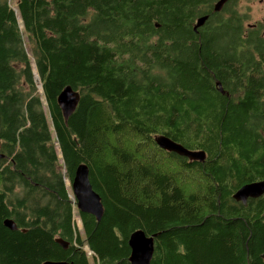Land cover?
<instances>
[{"label": "trees", "instance_id": "obj_1", "mask_svg": "<svg viewBox=\"0 0 264 264\" xmlns=\"http://www.w3.org/2000/svg\"><path fill=\"white\" fill-rule=\"evenodd\" d=\"M210 2L0 0V138L14 164L48 182L56 206H67L61 229L71 247L77 228L64 179L72 182L78 165L88 166L104 216L98 223L78 212L85 236L76 242L101 264H127L136 230L160 234L152 264H211L218 247L209 228L180 238L177 225L212 212V198L231 204L238 188L264 180V36L236 20L195 34L188 19ZM198 38L209 41L193 43ZM68 85L81 98L66 124L57 98ZM156 135L204 151V162L189 166L158 148ZM5 215L0 202V246L12 263L59 259L41 227L10 234ZM60 222L54 236L66 239ZM233 228L225 236L235 254L230 264H262L264 227ZM74 250L62 259L86 264Z\"/></svg>", "mask_w": 264, "mask_h": 264}, {"label": "flooded vegetation", "instance_id": "obj_2", "mask_svg": "<svg viewBox=\"0 0 264 264\" xmlns=\"http://www.w3.org/2000/svg\"><path fill=\"white\" fill-rule=\"evenodd\" d=\"M219 1L220 0H211L209 5H204L202 3L197 5L195 14L193 17L188 19V24L195 34H203L207 29L213 32L214 28L223 26L228 20H236L241 23L244 29L264 36V0H227L219 10L215 11L216 4ZM201 17H208V19L203 26L194 31L197 21ZM205 40L206 42L209 41V39L206 38H198L197 40H193V43L196 42L199 44V42H204ZM218 83V81H213V88L216 89L220 94L225 95L226 91L222 86L223 92H221ZM224 86L226 90L230 89L225 84ZM155 145L160 148L156 142ZM5 146L7 147L4 140L0 138V202H2V205L6 209V215L1 219L2 227L10 234L17 235H26L30 231L38 230L39 227H41V229L38 231L50 235L52 241L56 243L59 248V251L56 253L59 259L56 261L54 259H46L41 261V264H47L51 262L75 264L73 261L68 259H62L66 256V253L68 255L72 254L74 248V254L76 257H80V255H82L87 262L86 264H101L100 257H97L88 244L79 245L76 242L77 236H79L82 241L84 240L83 236H85V232L81 222V228L79 229L75 223V217H78L77 214L79 210L77 209L76 199L72 191V182H69L68 186L65 183V186L67 188L66 192L68 201H71L74 206L72 215L73 222L77 228V233L74 236V239H72L75 242L73 247L70 246L71 241L69 232L61 229V225L69 218V215L66 212L67 206H64L63 208L56 206L54 203L55 192L54 189H52L53 187L50 186L48 182H38L31 180L30 176H28L26 173H23L22 170H20L21 168L14 164L13 152L8 148L6 149ZM189 150L197 151L195 149ZM184 159L186 160L185 163L189 166L196 165L199 162L190 161L187 158ZM255 182H264V180ZM28 193H31L32 196H29ZM180 200L181 202L186 201L189 203L196 201L194 198L191 199L184 197ZM210 204L211 209L213 210L212 212H210L208 215H205L204 217L191 216L190 222L183 221L180 225H177L176 230L179 232V237L182 238V234L184 232H192V229H199L207 226L210 230L213 239L212 242L215 245L214 247H218L216 248V251L214 248H212L211 255L208 256L209 262L211 264H230L231 260H235V254L233 252V247L228 242H226L225 236L229 235L227 230L234 226V231L239 230L242 232L245 229V226L248 227L254 224L256 229L264 227V207L261 214H258L257 212H251L248 215L246 214L247 210L252 211L253 209L255 210L256 207L258 208L259 212L260 207L264 204V193L257 197H249L246 202L232 199L231 204L226 199L212 198L210 200ZM196 209L197 207H194V210ZM226 209H229V211H226ZM236 210H238V212H236ZM89 216L92 217L91 215ZM92 218L94 219V217ZM58 219H61L59 224V232L65 233L66 239H62L59 236H54L55 223ZM7 222L12 224L13 229L10 226H7ZM1 231L3 232V230ZM137 231L142 230H136L133 233ZM133 233H131L130 236ZM155 235L157 236L155 237ZM130 236L127 240V248L129 251L126 257L127 264H132L130 261L132 252L128 244ZM150 237L153 238V249L155 253L157 247L156 240L159 239L160 234H152L150 236L146 235V238ZM59 241L68 243L66 249H64L62 245L58 243ZM0 242L5 243L1 238ZM182 247L183 246H179L178 250V252L181 254H183ZM154 253L151 264L154 258ZM262 255H264V253L259 255V259L260 262L264 264ZM9 259V256L4 253L3 248L0 246V264H14Z\"/></svg>", "mask_w": 264, "mask_h": 264}, {"label": "water", "instance_id": "obj_3", "mask_svg": "<svg viewBox=\"0 0 264 264\" xmlns=\"http://www.w3.org/2000/svg\"><path fill=\"white\" fill-rule=\"evenodd\" d=\"M226 1L227 0H220L216 4L215 11L219 10ZM207 19L208 17L199 18L194 31L203 26ZM36 79L38 82V76H36ZM218 86L220 87L221 92H223L220 83H218ZM80 98V93L74 90L69 85L63 88V90L59 94L57 102L66 124L77 109ZM155 142L162 150H165L169 153H174L183 158H187L190 161L204 162L206 157L204 151H191L164 135H157L155 137ZM71 187L76 199L77 209L79 210V213L91 215L92 217H94L96 222L99 223L104 216V205L101 197L93 189V186L89 179V168L86 164H80L76 168ZM263 193L264 182H254L242 186L236 192L235 198L237 201L246 202L249 197H257ZM6 224L13 229L10 222H7ZM156 236L157 235H155V237ZM58 243L61 244L64 249H66V246H68V243L66 242L59 241ZM128 244L132 252L130 258L132 264H151L154 253L152 237L146 238V235L143 231H137L130 236ZM262 258L264 259V255H262ZM47 264L65 263L51 262Z\"/></svg>", "mask_w": 264, "mask_h": 264}, {"label": "rangeland", "instance_id": "obj_4", "mask_svg": "<svg viewBox=\"0 0 264 264\" xmlns=\"http://www.w3.org/2000/svg\"><path fill=\"white\" fill-rule=\"evenodd\" d=\"M36 83L38 85L39 91L42 92V89H41V86H40L41 85L40 82H37V80H36ZM64 182L66 183L67 186L69 185V181L66 178L64 179ZM75 223H76V226H77L78 229L81 228V224H80V221H79L78 217H75Z\"/></svg>", "mask_w": 264, "mask_h": 264}, {"label": "bare ground", "instance_id": "obj_5", "mask_svg": "<svg viewBox=\"0 0 264 264\" xmlns=\"http://www.w3.org/2000/svg\"><path fill=\"white\" fill-rule=\"evenodd\" d=\"M36 76H37V75H35V82H36V80H37V79H36ZM38 80H39V78H38ZM38 82H40V80H39ZM40 86H41V85H40ZM237 191H238V190H237ZM237 191H236V192H237ZM236 192H235V193L233 194V196H232V199H233V200H236V198H235V194H236ZM236 201H237V200H236Z\"/></svg>", "mask_w": 264, "mask_h": 264}]
</instances>
